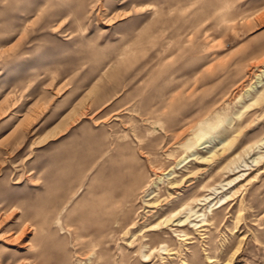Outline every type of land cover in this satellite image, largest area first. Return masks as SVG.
Listing matches in <instances>:
<instances>
[{"label": "rangeland", "instance_id": "1", "mask_svg": "<svg viewBox=\"0 0 264 264\" xmlns=\"http://www.w3.org/2000/svg\"><path fill=\"white\" fill-rule=\"evenodd\" d=\"M262 66L264 0H0V264H90L64 223L81 221L86 230L98 225L94 216L103 221V264H264V158L251 162L256 147L247 146L264 135V94L250 103L253 92H244ZM160 105L170 124L220 119V135L216 124L206 127V141L183 150L190 129L163 138L148 132L153 124L142 114ZM221 137L232 138L235 162L194 158ZM183 153L192 158L176 168L180 198L228 195L209 223L197 230L186 223L184 240L175 225L158 237L146 230L178 204L172 197L165 208L145 207L152 215L144 222L138 215L107 248L126 190L138 206L148 182L141 176L148 191L158 184V196L169 195L152 168L161 162L167 170ZM102 185L103 213L94 215ZM159 239L168 250L156 247Z\"/></svg>", "mask_w": 264, "mask_h": 264}, {"label": "bare ground", "instance_id": "2", "mask_svg": "<svg viewBox=\"0 0 264 264\" xmlns=\"http://www.w3.org/2000/svg\"><path fill=\"white\" fill-rule=\"evenodd\" d=\"M254 76H255V82L254 83L250 82V84L244 89V92L246 94H250V92H253V96H252L253 98L250 101V103L256 102L264 94V66H262L260 72H257ZM172 96H173L172 93H169L168 97L171 98ZM162 106L163 105H160V106L154 107V108H149L145 113L142 114V117H143L142 119L149 121L150 123L153 124V128H147V130H148V132L159 131V136L161 138H163L164 136H166L168 134L170 136H172V132L174 130H178L177 128H181L183 130L190 129V132L188 134L191 133V135L185 137V139H182L178 143L179 147L183 148V150H188L193 146L198 147L199 144L201 145V143L206 141V139L202 140L204 138V136L206 135V132H207L206 127H213L214 124H216L215 126L217 127V134L220 135L219 134L220 129H218V128H220V125H219L221 123L220 119L216 120L215 122H212L210 120H202V121L198 122V125L196 127H193L189 122H187L183 118L179 119L176 123L170 124V123H167L165 121V119L162 118V116H161L163 114V109H162L163 107ZM244 108H245V106H244ZM241 113H242V109H240L236 113V116L239 118L241 116ZM135 136L138 138V144L142 145L141 147L147 148V154H149V155L154 154L155 155L156 151L151 150L152 147L149 145V141H146L139 134H136ZM131 140L134 141L133 138ZM143 141H145L146 143H144ZM231 143H232V138L226 139V138L221 137L219 140L218 146L214 145V146H211V148H208L207 151L210 154H208V155L195 154L197 152L196 150L191 152V154L192 155L195 154L194 158L200 159L199 161H207V160L211 161L213 159L211 156L216 158L217 162L226 158L227 160L224 163L226 165L229 161L235 162V159H234L235 155L228 157V155L231 151ZM138 144L136 143L135 146L137 147ZM263 144H264V135H261V136L256 137L251 143H249L247 145L249 148H252L253 146L256 147V150L253 151V153H252V155L253 154L254 155L252 156V158L250 160L251 162H253V161L258 162L261 158H264V152L258 150L260 147H262ZM216 149L220 150L219 153H217V151H215ZM100 156H102L101 164L103 165V149H102V153ZM165 156L167 157V159H169V157L172 156V153L169 151V152L165 153ZM191 158L192 157H190V156L188 157V155H186V153H183L176 159V162L174 163V165L171 166L170 168H168L167 170H165V167H163L161 162H159V164H157V165L156 164L153 165L152 171H154V173L156 174L157 180L161 184L166 182L167 188H170V189L172 188V191L167 189L169 195H165L162 198H160L158 196V192H159L158 190L161 188V186H158V184H155V186L157 187L158 190L155 191L153 189L151 191H148L149 190L148 187H150V183H151V182H149V177H147L146 179L143 180V179H141V176L140 177H139V175L137 176V177H139L137 179L138 181H145V182L148 181L146 184L147 185L146 188H144L142 191L143 193L138 196L139 200H140V204H138V206H135V204H134L135 196L133 195L134 193L128 192V190H126L127 193H125V196H124L125 204L123 205V207L121 204V208H120L121 209L120 211L122 212L120 215V221L114 220L113 223L111 224L112 226L109 227V231L106 234V236L109 237L105 241V243H106L105 245H107V248L110 247V243H112V242L117 243L116 241L118 239V233L121 232V229H124L123 232L127 233L130 231L131 228H133L136 224H138L137 223V216L138 215H140L142 213L143 217H145L143 222L145 220H147L146 216L148 215V213L151 214V211H154V210H152V208H148L145 210L144 209L145 207H153V208H159V209L165 208L166 206H168L172 202V200H173L172 197H174L176 199L178 198V200H179L178 204L173 206L172 208H170L167 212H165V214L156 222H151L148 225H144V228H146V230H152V232L155 233L158 237V236H160V232L163 230L162 226L167 227L170 224L175 225L173 228L172 227H169V228L174 233V235L178 236V239L184 240V239L188 238V235H189V231H188L187 227L185 226L186 223L189 224V226H191L195 230L199 229L202 225L209 223L210 219H209L208 214L209 213L213 214L214 209L221 207L228 195L226 194V192H222L220 195H214L211 197L209 194L203 193L200 195H194V196H188L186 198H180V195H179L180 192L176 191V188H179L182 185V179L176 178V176H177L176 168H180L181 166L184 165L185 162H188V160H190ZM160 160L161 159L159 158V161ZM149 161L151 162V160H149ZM241 161L244 163L243 165H247L246 160L242 159ZM224 164H222L221 166H223ZM241 165L242 164H237V166H241ZM227 167H228V165H227ZM242 174H243V172L238 173L235 176L230 177L225 181L219 180L216 184L210 186V188L212 189V192L213 193L217 192L216 188H218V187L227 188V185L234 182ZM134 177L131 178L130 182L134 181ZM136 181H135L136 187L140 188L141 183L136 182ZM203 186L204 185H202V187ZM72 190H73V188L70 189L71 195L68 196V198L66 199V202L69 201V199L74 194L75 190L74 191H72ZM175 191H176L177 195H172L173 192H175ZM98 193H99V197L97 199L95 198L96 200L94 199L92 204H91V213H93L94 215L97 212L103 213V185L99 188ZM193 201H196L202 205L204 204V207L202 208V210L199 211V210L193 208L191 205V203ZM113 203H117V201H114ZM163 206H165V207H163ZM64 207H65V204H62L60 209L57 211L54 218L52 219V223H54V224L60 223L58 215ZM99 219H102L101 216L100 217L94 216V221L92 223L98 224V225H96V227H94V228L89 227L86 230L81 229V228H83L81 221L64 223L65 227L71 231L73 238L80 240L81 243L86 246L87 256L92 257L90 264H103V261H102L103 221L102 220L100 221ZM144 224H146V223H144ZM29 225H31V224H29ZM167 246H168L167 245V239H159L157 241L156 247L160 248L161 251L168 250ZM141 253H142L141 254L142 257L145 258L144 260L149 258V254H150L149 252L141 251ZM205 258L208 259L209 261L212 260L209 255H206ZM183 262H184V264H187V261L183 260Z\"/></svg>", "mask_w": 264, "mask_h": 264}]
</instances>
